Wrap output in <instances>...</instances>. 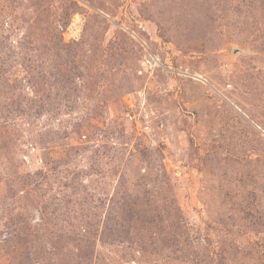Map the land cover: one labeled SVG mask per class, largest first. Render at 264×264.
<instances>
[{
    "label": "rangeland",
    "instance_id": "1",
    "mask_svg": "<svg viewBox=\"0 0 264 264\" xmlns=\"http://www.w3.org/2000/svg\"><path fill=\"white\" fill-rule=\"evenodd\" d=\"M0 264H264V0H0Z\"/></svg>",
    "mask_w": 264,
    "mask_h": 264
}]
</instances>
